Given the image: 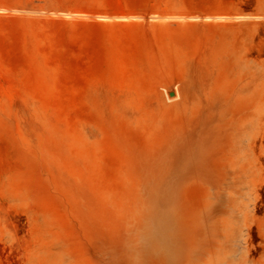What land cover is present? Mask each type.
I'll return each instance as SVG.
<instances>
[{"label":"rangeland","instance_id":"rangeland-1","mask_svg":"<svg viewBox=\"0 0 264 264\" xmlns=\"http://www.w3.org/2000/svg\"><path fill=\"white\" fill-rule=\"evenodd\" d=\"M263 198L264 0H0V264H260Z\"/></svg>","mask_w":264,"mask_h":264},{"label":"flooded vegetation","instance_id":"flooded-vegetation-1","mask_svg":"<svg viewBox=\"0 0 264 264\" xmlns=\"http://www.w3.org/2000/svg\"><path fill=\"white\" fill-rule=\"evenodd\" d=\"M259 217H264V198L257 201V209ZM258 228L253 230V234H251V246L250 251L253 255L252 258L255 260H259L260 258L264 261V238L261 236ZM264 264V262L260 263Z\"/></svg>","mask_w":264,"mask_h":264},{"label":"bare ground","instance_id":"bare-ground-1","mask_svg":"<svg viewBox=\"0 0 264 264\" xmlns=\"http://www.w3.org/2000/svg\"><path fill=\"white\" fill-rule=\"evenodd\" d=\"M230 7L227 6V5H222V8H219L216 4H212L210 7H209V10L210 11H213V10H219V9H229ZM209 11V12H210ZM262 233V232H261Z\"/></svg>","mask_w":264,"mask_h":264}]
</instances>
